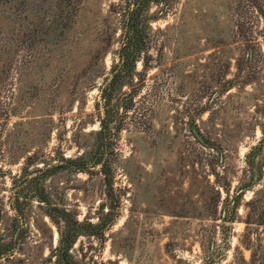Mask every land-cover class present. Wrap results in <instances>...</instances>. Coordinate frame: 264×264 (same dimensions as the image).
Masks as SVG:
<instances>
[{
  "label": "rangeland",
  "instance_id": "374dc122",
  "mask_svg": "<svg viewBox=\"0 0 264 264\" xmlns=\"http://www.w3.org/2000/svg\"><path fill=\"white\" fill-rule=\"evenodd\" d=\"M123 1L0 0L4 239L15 236L16 209L23 217L2 264H61L52 250L62 218L78 229L70 256L89 264H201L209 251L213 264H234L239 253L249 259L255 236L264 244V210L247 202L264 196V146L254 151L257 179L224 227L214 228L224 190L210 170L231 192L246 178L244 153L264 137V0L151 3L150 65L123 82L130 96L100 132L95 102L120 27L110 7ZM240 22L258 44L237 37Z\"/></svg>",
  "mask_w": 264,
  "mask_h": 264
},
{
  "label": "trees",
  "instance_id": "16d2710c",
  "mask_svg": "<svg viewBox=\"0 0 264 264\" xmlns=\"http://www.w3.org/2000/svg\"><path fill=\"white\" fill-rule=\"evenodd\" d=\"M162 1L164 0H124L123 2L112 4L110 7V11L116 12V14L120 16L118 20L120 27L117 32L118 44L113 53L114 58L112 59V64L108 70V74L103 77V80L100 83V87L98 88L99 99L95 102V105L101 106L104 113V118L102 117L99 119L100 132L105 131L107 126L105 116L109 115L110 110L114 106H118L116 101L130 96L129 90L127 92L120 90L123 82L139 80L140 76L146 72L150 65L152 57L149 50L153 43V37L148 33V29L150 28L149 20L153 16L147 14L145 10L149 9V5L151 3L159 4ZM260 15L264 18V12ZM236 16L240 17L241 15L236 13ZM236 27L238 28L236 35L237 37L240 36V38H243L242 43H250L251 45L258 44L255 40L256 37H253L252 35L246 36L242 33L241 22L236 23ZM258 33L264 43V26L261 27ZM108 36L109 34L106 37L108 38ZM136 62L140 63L142 71L135 70ZM257 63L258 62L256 61L254 68L245 74V78L251 77L254 73V69L258 68L256 65ZM117 87H119L118 93H116L115 90ZM122 108L124 111L129 108V102L122 106ZM263 146L264 137L257 140V142L250 146L244 153V166L242 167V170L246 178L245 180L238 181L237 185L234 186L231 192H229V185L228 183L226 184V180H224L222 173L220 174L219 171H215L213 168L210 169L211 171H214L212 172L214 175V182L216 184H220L224 190V196L221 199H219V194L217 195L215 208L218 206V212H216V210L215 212L213 211L218 216L217 218L219 219V222L223 223H221L222 225L214 224V228L215 226L224 227V222L232 221L237 216V208L241 202L242 194L246 189L252 187V183L257 179V172L261 169L260 164L253 162L254 151L257 148L262 149ZM221 167L223 169L224 165H221ZM39 199V201H43L42 198ZM247 202L249 206H251L252 210L256 208L264 210V196L262 192H259V190L258 192L254 191L252 193V198ZM46 213L51 219L54 217L60 219L62 218L60 214L50 213L49 211ZM259 215L260 212L256 215V217L259 218ZM13 219L16 222V226L14 227L15 236L13 239L6 240L2 237L3 234H0V264H2L5 260L13 259L19 243V241H17V237L22 234L21 221L23 217L19 209H16V212H14ZM62 222V231L58 234L57 244L52 250L55 252L54 259L61 264H89L88 262H82L70 256L69 249L78 234V229L76 226L68 227L67 222H65L63 218ZM243 235L246 237L247 241L251 239L249 238V235H247V231L244 232ZM253 240L254 248H250L249 259L245 261L239 253L234 261V264H264V244L260 242L258 235L255 236ZM219 250L220 249L215 251V253H220ZM214 261L212 252L209 251L206 252L204 258L201 259V264H213Z\"/></svg>",
  "mask_w": 264,
  "mask_h": 264
}]
</instances>
